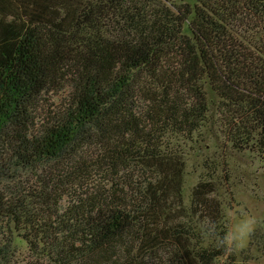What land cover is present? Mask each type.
<instances>
[{
	"label": "trees",
	"instance_id": "16d2710c",
	"mask_svg": "<svg viewBox=\"0 0 264 264\" xmlns=\"http://www.w3.org/2000/svg\"><path fill=\"white\" fill-rule=\"evenodd\" d=\"M208 131L264 160V0H0V264H235Z\"/></svg>",
	"mask_w": 264,
	"mask_h": 264
},
{
	"label": "rangeland",
	"instance_id": "374dc122",
	"mask_svg": "<svg viewBox=\"0 0 264 264\" xmlns=\"http://www.w3.org/2000/svg\"><path fill=\"white\" fill-rule=\"evenodd\" d=\"M217 135L215 131H208L206 140L198 144L188 141L187 145L182 147L187 152L184 187L189 190L201 179L206 155L213 156L217 161L222 158L226 164L218 167L215 178L222 180L224 168L230 175L228 181L226 178L224 180L226 185H220V196L225 197L228 204L226 209L228 242L235 253V264H264V249L257 250L264 246V160L261 158L263 156L260 157L258 152L249 150L235 151L230 148L223 150L222 140ZM172 143L183 144V141L176 137ZM230 192H233V199Z\"/></svg>",
	"mask_w": 264,
	"mask_h": 264
}]
</instances>
